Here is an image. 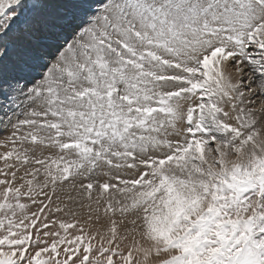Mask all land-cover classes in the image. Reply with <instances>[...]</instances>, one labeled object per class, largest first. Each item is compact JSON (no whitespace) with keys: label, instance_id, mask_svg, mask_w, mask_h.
I'll list each match as a JSON object with an SVG mask.
<instances>
[{"label":"snow or ice","instance_id":"snow-or-ice-1","mask_svg":"<svg viewBox=\"0 0 264 264\" xmlns=\"http://www.w3.org/2000/svg\"><path fill=\"white\" fill-rule=\"evenodd\" d=\"M0 264H264V0H0Z\"/></svg>","mask_w":264,"mask_h":264}]
</instances>
